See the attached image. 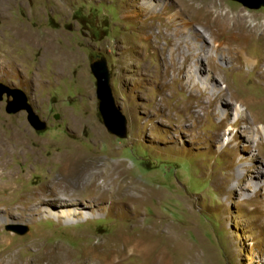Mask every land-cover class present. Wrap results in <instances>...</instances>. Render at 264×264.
I'll return each mask as SVG.
<instances>
[{
	"label": "rangeland",
	"instance_id": "1",
	"mask_svg": "<svg viewBox=\"0 0 264 264\" xmlns=\"http://www.w3.org/2000/svg\"><path fill=\"white\" fill-rule=\"evenodd\" d=\"M214 1L257 28L250 35L240 25L232 39L220 32V44L263 58L264 6ZM143 2L158 0H8L0 8V82L23 91L46 123L36 130L24 110L8 113L0 100V264H152L112 246L149 228L170 255L156 264H264L262 68L213 52L207 37L216 29L196 5L171 17L178 0H163L147 19ZM102 56L124 137L98 110L90 65ZM237 108L246 116L233 130L218 123L225 111L234 122ZM106 164L124 171L112 197L89 184L94 174L104 180ZM64 209L80 213L62 217Z\"/></svg>",
	"mask_w": 264,
	"mask_h": 264
},
{
	"label": "bare ground",
	"instance_id": "2",
	"mask_svg": "<svg viewBox=\"0 0 264 264\" xmlns=\"http://www.w3.org/2000/svg\"><path fill=\"white\" fill-rule=\"evenodd\" d=\"M163 0H158V2L156 4H153L151 2H143V6H142V9L144 12H148L150 16L147 17L152 19L155 15V13H153L152 11H154L156 9V7H158L159 5H161L160 3H162ZM178 3H179V8L178 10L175 11V13H172L170 14L171 17L172 16H182L183 13H188L190 12V9H191V6L195 7V5L197 6V8H199L200 10H203L204 12L210 14V19H211V23L209 24H212L213 27L216 29H212L209 34H208V39L210 40V45L212 47V50L213 52L216 51L218 54H221V52H219V48H222L223 50H225V53H226V56H227V60H229L230 62H240V59H243L244 62H242V64H246L248 66H251L252 67V70L254 69H257V67L260 66V68H262V72L264 73V57L259 59V60H254L250 57H248L243 51L241 50H236L235 47H232V45H229V46H222L219 42L220 40V32H224V31H230L231 34L233 35L230 39H232L234 36H236L238 33L240 34L241 33V30H237L240 25L242 26V24L245 23V21L242 19V17H240L239 14L237 13H232L230 14L227 10H225V8L223 7V5L221 3H216L214 0H178ZM163 4V3H162ZM5 5H8V0H0V8L2 9L3 7H6ZM139 6V5H138ZM166 4L163 5V7H161V11H158L159 13L157 14H160L162 15L163 13L166 12ZM8 8V6H7ZM196 10V9H195ZM136 11V10H135ZM193 11V10H192ZM4 13V12H2ZM191 13V12H190ZM242 15V14H241ZM5 16V15H4ZM163 16V15H162ZM190 17V16H189ZM191 19V18H190ZM242 19V21H241ZM190 22H194L193 20H189L184 22L186 23L187 25H190L188 23ZM183 23V25H184ZM197 23V22H196ZM256 26H258L257 24H255ZM245 30L243 31V33L247 34L249 33L250 35H253L256 31H257V28H252L251 26L250 27H247V26H242ZM160 31V29H159ZM161 32V31H160ZM243 35V34H242ZM162 36V35H161ZM193 36L196 37L197 41L203 39L201 38V35H199V33L197 32H193ZM146 37V36H145ZM159 37V36H158ZM147 38H149V36H147ZM156 43V42H155ZM189 46V45H187ZM205 46H201L200 47V50L203 51ZM210 47V48H211ZM199 50V48H198ZM238 51V52H237ZM173 53V51H172ZM190 54V53H189ZM198 54H200V52L196 53L195 56H197ZM175 56L172 55L171 56V61H174V58ZM188 57V56H187ZM183 58V57H181ZM215 59V58H214ZM170 61V62H171ZM180 61H183V60H180ZM185 61V59H184ZM183 61V62H184ZM188 63V62H187ZM170 64V63H169ZM174 64V63H173ZM197 61L195 62V66L197 65ZM241 64V65H242ZM179 65V64H178ZM168 66V65H167ZM174 66V65H173ZM170 67V66H169ZM169 67L165 68V71H164V75H167L165 74L166 72L168 73V69ZM172 67V66H171ZM175 69H176V66H174ZM194 67V66H193ZM192 67V69H193ZM179 68V67H177ZM195 68V67H194ZM186 69V68H185ZM196 69V68H195ZM251 69V68H250ZM259 69V68H258ZM251 70V71H252ZM173 71V70H172ZM258 71V70H257ZM176 73V72H174ZM256 73V72H255ZM173 74V73H172ZM176 75V74H175ZM260 76V75H259ZM186 77V76H185ZM214 77V76H213ZM258 77V76H256ZM175 78V77H173ZM190 81H194V87L196 86V77L195 75L193 76L192 75V72L190 74V72L188 71V74H187V79H190ZM264 78V77H262ZM206 79H210V76H209V73L207 74V78ZM175 80V79H174ZM213 80V79H212ZM206 82V81H205ZM209 82V81H208ZM199 83V82H198ZM210 83V82H209ZM208 84V83H207ZM207 86V85H206ZM206 86H204V84H202V88H207ZM188 87V86H187ZM190 94H189V97H192L193 96V92L192 90L195 89V88H190ZM209 88V87H208ZM198 89H201L200 86H198ZM218 94H221L222 92V88H218L216 89ZM195 91V90H194ZM215 92V91H214ZM215 94V93H214ZM237 97V96H236ZM221 99V98H220ZM227 100V99H226ZM229 101V100H228ZM210 103L212 101H209ZM233 103H239V104H242L241 102H233ZM232 103V104H233ZM250 105V104H249ZM264 111V109H263ZM262 111V112H263ZM221 113V112H220ZM261 113V112H260ZM205 115H213L212 113L209 112V109L206 110L205 112ZM258 115V114H257ZM260 115V114H259ZM246 116V114H243L242 110H239L238 108L236 109V114H235V117L236 119L234 120V122L228 124V119H229V112H222L220 114V117L218 118L219 119V124L222 125V126H226V125H230L231 126V129L232 127L237 124L239 122L240 119H243L244 117ZM197 117H200V116H197ZM263 117V115H262ZM201 118V117H200ZM263 119V118H262ZM227 120V121H226ZM253 120V119H252ZM264 120V119H263ZM254 123V122H253ZM229 128V127H228ZM230 130V129H229ZM233 130V129H232ZM258 131L260 130L259 128L257 129ZM249 171H250V166L248 168H246V172H244V174L242 176H247V173L249 174ZM260 174V172H259ZM103 178L104 180L102 182H96L97 181V177L98 175L97 174H94V175H91L90 176V181H89V184L91 187H93L92 189L95 190V191H99L103 194L105 193H111V197L112 195H117L120 193V187L118 186L120 182H122V179H123V175H124V171H123V168L121 167V165H109V164H106L105 168H104V171H103ZM101 175V176H102ZM261 175V174H260ZM250 176L249 178L253 179L255 176L253 175H248ZM253 177V178H252ZM243 178V177H242ZM243 180V179H242ZM241 180V181H242ZM240 182V181H239ZM109 187V188H106V187ZM118 186V187H117ZM98 195V194H97ZM96 195V196H97ZM126 195V194H125ZM138 197V196H137ZM105 198V197H104ZM49 199V198H48ZM64 199V202L68 201V200H72L73 198H63ZM62 199V200H63ZM128 199L129 201L131 202H134L135 199H136V196L133 194V193H130L128 194ZM51 201V199H49ZM59 200V199H58ZM98 200H102V198L99 197ZM42 201V200H41ZM53 201V200H52ZM40 202V201H39ZM68 203V202H67ZM46 206H43V210H40L42 212H47V214H49L50 210H48V207L44 208ZM101 210H103V208H99ZM105 209V208H104ZM63 211V210H62ZM78 215L80 212L79 211H75L74 212H71L70 209H64L63 211V214L60 215L62 217H66L68 215ZM123 231V230H122ZM117 236V235H116ZM112 239V238H111ZM113 241V245L112 246H115L116 247V250L119 252V253H122V252H136L138 251L142 258L149 262V263H152V264H156L158 261H162V260H170V255L169 253H167L168 251H165L164 248L161 247L158 248V244H157V240H155V237H154V233H153V229L149 228L148 230H142V231H139L138 235L136 236V238H129L127 239L125 237V233H122L120 236L118 235L117 238L114 237V239H112ZM34 241V240H33ZM106 241V244H108L107 240ZM102 242V241H101ZM100 242V243H101ZM104 242V241H103ZM170 242V238L167 240L166 244L168 245ZM111 243V242H110ZM104 245V244H103ZM110 245V244H109ZM106 246V245H104ZM103 246V247H104ZM111 246V247H112ZM109 248H111L110 246H108ZM101 248V246H100ZM114 248V247H112ZM98 250V249H97ZM101 251V250H100ZM103 251V250H102ZM105 252V251H104ZM110 256V255H109ZM139 256V255H138ZM92 257V256H91ZM104 257V256H103ZM89 258V257H88ZM138 259V257H137ZM90 260V259H88ZM122 260V259H121ZM96 261V259H95ZM119 261V260H118ZM92 262V261H91ZM114 263V262H113ZM112 263V264H113ZM97 264V262H96Z\"/></svg>",
	"mask_w": 264,
	"mask_h": 264
},
{
	"label": "water",
	"instance_id": "3",
	"mask_svg": "<svg viewBox=\"0 0 264 264\" xmlns=\"http://www.w3.org/2000/svg\"><path fill=\"white\" fill-rule=\"evenodd\" d=\"M247 7L264 6V0H237ZM90 70L96 80L95 94L98 99V110L102 117L105 128L119 136L126 135V119L119 107L115 104L114 97L109 84V71L106 60L102 56L91 63ZM3 95L6 97V108L8 113H15L20 110L26 112L27 121L36 130L45 128L46 123L39 119L33 111L23 91L9 87L0 82V100Z\"/></svg>",
	"mask_w": 264,
	"mask_h": 264
}]
</instances>
